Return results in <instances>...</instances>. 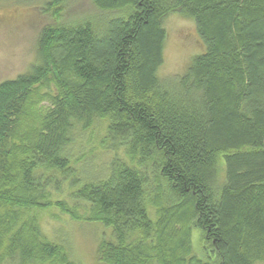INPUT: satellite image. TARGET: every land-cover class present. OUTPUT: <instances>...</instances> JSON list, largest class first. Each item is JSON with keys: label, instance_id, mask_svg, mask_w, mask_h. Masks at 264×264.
<instances>
[{"label": "trees", "instance_id": "16d2710c", "mask_svg": "<svg viewBox=\"0 0 264 264\" xmlns=\"http://www.w3.org/2000/svg\"><path fill=\"white\" fill-rule=\"evenodd\" d=\"M93 3L112 15L68 25L64 0H49L58 22L37 62L0 84V264H71L28 216L54 205L112 229L102 264H264V0ZM172 14L195 22L206 52L164 80ZM102 130L137 165L113 159L105 179L84 178L73 146ZM61 182L80 188L88 219L52 200Z\"/></svg>", "mask_w": 264, "mask_h": 264}, {"label": "rangeland", "instance_id": "374dc122", "mask_svg": "<svg viewBox=\"0 0 264 264\" xmlns=\"http://www.w3.org/2000/svg\"><path fill=\"white\" fill-rule=\"evenodd\" d=\"M48 4L49 0H0V84L29 72L37 62V40L40 32L44 27L58 22L48 12ZM62 8L60 22L68 25L80 24L88 19L98 21L99 16L109 18L112 15L99 11L93 0H64ZM164 27L168 38L164 50V63L159 75L164 80H170L184 75L193 60L206 52V47L195 22L189 18L172 14L166 18ZM46 106V102H42L37 107L41 109ZM105 133L103 130L101 135L89 132L83 135V138L80 137L81 141L75 142L73 146L78 159L80 158L79 161L85 164L81 168L84 178L105 179L109 175L108 171L111 168L109 166L113 159L137 165V158L123 148L117 151L109 150L110 145L105 140ZM154 165L152 160L145 164V169L151 177ZM60 186L63 192H59L58 189L55 191L54 186L52 187V200L64 202L81 219H88L90 216L86 211L90 209L73 195L80 188L62 182ZM153 186H149L146 206L154 214L155 210L150 201L154 194ZM28 216L36 219L42 239L58 245L61 255L62 253L67 255L71 264H102L98 248L102 241L113 239L112 229L101 223L77 220L56 205L35 209ZM193 239L194 252L204 257L205 245L199 230L194 231ZM31 264L61 263L60 259L56 258L47 261L35 260Z\"/></svg>", "mask_w": 264, "mask_h": 264}]
</instances>
